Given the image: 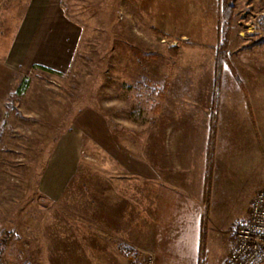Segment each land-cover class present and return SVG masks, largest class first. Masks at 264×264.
I'll return each instance as SVG.
<instances>
[{"label":"rangeland","instance_id":"rangeland-1","mask_svg":"<svg viewBox=\"0 0 264 264\" xmlns=\"http://www.w3.org/2000/svg\"><path fill=\"white\" fill-rule=\"evenodd\" d=\"M19 1L0 0V264H168L151 252L159 220L146 201L152 167L193 185L206 179L190 264H224L264 188V102L251 107L247 89L251 71L264 76V56L248 67L264 43L246 45L264 33V0H235L227 45L244 88L226 70L216 83L224 0H62L77 38L62 69L45 60L60 74L25 64L38 42L60 41L51 20H19ZM24 75L31 82L18 99ZM89 113L106 120L109 137L84 134L67 183L43 192L59 139L87 129L81 117ZM168 244L174 264L182 244Z\"/></svg>","mask_w":264,"mask_h":264},{"label":"crops","instance_id":"crops-1","mask_svg":"<svg viewBox=\"0 0 264 264\" xmlns=\"http://www.w3.org/2000/svg\"><path fill=\"white\" fill-rule=\"evenodd\" d=\"M15 1L16 0H13V3ZM8 2L10 3V0H8ZM61 2L62 0H23L19 1V5H14V8H20L23 10L19 20H46V22L51 20V25L56 27L58 32L60 28L62 29L59 33L55 32V34L59 36L60 46H48L47 44L38 42L37 51L33 54L34 56H31V54L30 56L25 55L27 56L25 58V60L27 59L25 62L27 67L34 64H41L48 67L54 65L58 70L67 65L68 57L66 53H70L77 36L71 32L76 28H73V23L69 21L70 19L65 15ZM8 7H10V4ZM32 40L34 42L36 37L33 36ZM64 41H66V44ZM48 48L51 50V53L48 52ZM252 53L253 54H249L250 56H248V58H250L248 59V67L252 68V66H255L254 70H256V66L259 62H255L257 59L255 60L254 58H251V56H264L262 55L264 49H254L252 50ZM48 55L53 56V59L55 58V64L49 65L46 63ZM39 58L41 59L39 60ZM52 61L53 60L48 62ZM257 72L259 71H251V78L247 83V89L252 90L249 91L251 107L257 102H264V76L259 74L262 80H260V78L259 80H256L255 77ZM253 74L255 76H253ZM243 84H245V82H243ZM81 118L88 123V128H72L70 131L66 132L67 134L59 139L56 149H54L55 154L49 160L47 170L44 171L40 179L41 189L45 193L47 192L50 194V189L57 190L63 188L70 176L74 173L77 167V164L75 163L79 157V148L80 145H82V136L84 134L92 138L93 129H95V131L98 130L100 134L99 136L104 137V139L109 137L107 122L100 114L97 113L95 115L89 113L87 116ZM143 172L144 170L142 173ZM151 180L153 186L148 195V200L146 201H148L147 204L150 203V205L152 204L153 206L152 213L150 212L151 217L153 219L159 218L156 222L153 220V223L158 227L153 232V238L157 241V245L156 247H152L151 252L156 257H166L169 264L171 263L172 258H174L172 257L174 248H172L168 242L170 243L172 240H177L181 242L182 246L175 249V251H177L176 254L179 255V257L175 260L174 264L181 262V258L183 257L184 259L182 262L187 259L186 263L190 264L192 262L191 258L197 256L195 254H197L199 247L203 212L206 201L207 181L205 179L204 186L193 185L194 183L190 178H183L180 181H176L171 176L161 177L160 172L154 167H152ZM161 185H163V188L160 187ZM162 200L166 202L168 210L160 205ZM159 205L161 206V210L158 211L157 207H160ZM161 234L163 235V238L158 236Z\"/></svg>","mask_w":264,"mask_h":264},{"label":"built area","instance_id":"built-area-1","mask_svg":"<svg viewBox=\"0 0 264 264\" xmlns=\"http://www.w3.org/2000/svg\"><path fill=\"white\" fill-rule=\"evenodd\" d=\"M232 238L224 264H258L264 260V188L252 196L246 216Z\"/></svg>","mask_w":264,"mask_h":264},{"label":"trees","instance_id":"trees-1","mask_svg":"<svg viewBox=\"0 0 264 264\" xmlns=\"http://www.w3.org/2000/svg\"><path fill=\"white\" fill-rule=\"evenodd\" d=\"M234 6H235V0H224L221 4V15L223 17V22L220 24V51H218V62L216 66L217 70V79L216 83H219L220 75L222 74L223 70L230 71L231 74H233L239 83L240 87L244 88L243 82L240 80L238 74L236 73V69L233 66V64L230 61L229 58V52H228V38L232 29V22L234 19ZM255 38H251L247 46H253L258 44L264 43V33H256ZM174 55L177 53V47L174 46L171 48ZM33 68H40L45 71H49L51 73L60 74L61 72L54 70L50 67L41 65V64H34ZM31 82L30 75H24L19 82L17 88L12 93V96H15L16 98H21L27 91L29 85ZM119 249L124 252L128 253L129 251H133V248L125 243H119Z\"/></svg>","mask_w":264,"mask_h":264},{"label":"bare ground","instance_id":"bare-ground-1","mask_svg":"<svg viewBox=\"0 0 264 264\" xmlns=\"http://www.w3.org/2000/svg\"><path fill=\"white\" fill-rule=\"evenodd\" d=\"M192 38H193V36H190V37H189V39H192Z\"/></svg>","mask_w":264,"mask_h":264}]
</instances>
